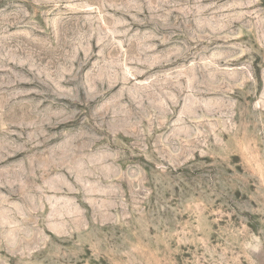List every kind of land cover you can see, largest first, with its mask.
<instances>
[{
    "label": "rangeland",
    "instance_id": "obj_1",
    "mask_svg": "<svg viewBox=\"0 0 264 264\" xmlns=\"http://www.w3.org/2000/svg\"><path fill=\"white\" fill-rule=\"evenodd\" d=\"M0 264H264V0H0Z\"/></svg>",
    "mask_w": 264,
    "mask_h": 264
}]
</instances>
